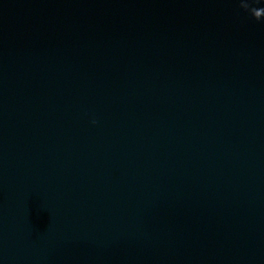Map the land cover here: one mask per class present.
<instances>
[{"label":"water","instance_id":"obj_1","mask_svg":"<svg viewBox=\"0 0 264 264\" xmlns=\"http://www.w3.org/2000/svg\"><path fill=\"white\" fill-rule=\"evenodd\" d=\"M0 264H264V0H0Z\"/></svg>","mask_w":264,"mask_h":264},{"label":"clouds","instance_id":"obj_2","mask_svg":"<svg viewBox=\"0 0 264 264\" xmlns=\"http://www.w3.org/2000/svg\"><path fill=\"white\" fill-rule=\"evenodd\" d=\"M93 123H95V121H93Z\"/></svg>","mask_w":264,"mask_h":264}]
</instances>
